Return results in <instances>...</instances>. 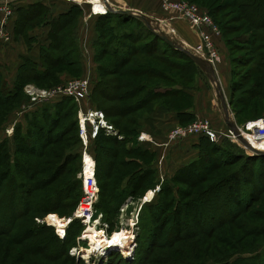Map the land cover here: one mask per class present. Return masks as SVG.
I'll return each instance as SVG.
<instances>
[{
    "label": "rangeland",
    "instance_id": "374dc122",
    "mask_svg": "<svg viewBox=\"0 0 264 264\" xmlns=\"http://www.w3.org/2000/svg\"><path fill=\"white\" fill-rule=\"evenodd\" d=\"M193 1L209 13V11L206 9V5L209 6L208 3L212 0ZM101 11L103 10L101 9ZM13 17L14 16H12V18ZM225 21L226 19L219 20L220 24L225 23ZM77 22L78 17L76 13V15L67 19L65 23L63 22V32H57L58 30H54L51 33L52 35L53 33H59L60 35V40H56L57 43L52 37V41H54V43H56L57 45V48H53L55 53H64L69 49L68 46H71L73 43H75L76 39L74 38L75 36L73 35V32H76L75 28L77 26ZM35 23L36 22H31L27 23V25L29 27H32L35 25ZM99 23L101 24V21L98 22L97 26L99 25ZM109 23V21L106 22V27L116 26L119 27L122 32L131 31L136 27L135 22H130L129 24H127L124 21L119 20L118 18L111 21L112 25H110ZM239 23L243 24V22ZM153 25L157 33H166L169 37L176 40L178 43L183 42L180 38H178L177 32L173 31L174 29L172 27L163 26L155 21H153ZM229 35L230 37H233L235 35L243 34L241 32H238L237 34L232 33ZM79 39L80 38H77L80 54L77 52L78 57H76V54H72V56L78 59L80 58V62L81 56H84V51L85 55L88 58L90 54V56H92V66L93 63L95 65L94 69L92 68V74H89L87 71L83 70L82 64L80 63L77 65H70L68 63H57V69L53 68L54 64H50V70L53 71L49 70L48 72L52 74L43 77V79L35 77L33 78L32 76L29 77V79L23 83L24 85L19 88L20 94L16 101L9 104L0 103V171L6 170L8 168V165L10 163L14 164L16 160L18 163L19 160L17 159V157L25 161L26 166L28 167L34 164L40 168V170L36 171L32 177H27L24 175V173H22L24 171H21L18 165L16 166L19 171V177L21 179L20 181L28 182L30 185H33V188L36 190L32 191V195L34 197H29V202L31 205L29 207L28 212L23 217L16 219V222H14L13 231L7 232L6 234H0V264H81V261L74 257V261H69L68 259H66L65 256H63L62 253L59 254L61 257L53 255L49 256L46 251H43V249L39 247V245L42 244L46 246H54V231L52 229V226L48 224V219H53L54 221H56L59 216L71 215L77 209L82 197L83 191L80 174L83 166L84 145L79 135V129H77V127L79 126L78 103H75L74 108L71 111V113L73 114L71 116L69 115L63 118L60 123V126L56 130L57 132H60L61 130H63L64 127H66L65 132H63L62 134V137L58 140H55L53 144L48 145L46 150L44 151L45 153L49 151H54L55 154H58L60 156H71V158L69 157L68 160H66L64 165L61 167V171H56L60 159L59 156V158H50L49 155L42 157L41 155L39 156L35 154H30L25 150L23 151L25 146H23L24 142L20 139V137L23 136L27 128V121L24 120L22 113L24 112L25 107H27L29 104H31V102H33L31 98V93H29L28 91L30 87L37 90H47L53 89L59 85H63L69 80L90 77L91 95H93V86L95 84H98L97 82H99L100 87L102 85L103 87H106V82H108L107 85L109 87H115V84L120 81H137V76H133L132 74H125L126 76H117L110 75L104 71V69L102 68L103 66H114L116 62L115 57L104 52V35L103 39L101 38L102 44H97L98 36L94 40L92 46V54L89 48H85L84 51L82 50L79 44ZM0 41L2 40L0 39ZM60 41H63L64 43L61 44ZM143 43L145 42H141V44ZM133 44L137 45L135 43ZM181 45L185 47L184 44ZM133 47L137 48V46ZM185 48L189 49L188 47ZM145 57L146 55H134L130 64H128L126 68L121 71H131L133 68H137V63L149 62V60H146ZM236 68V73L238 74L244 73L247 69L243 68V66L241 65H236ZM115 79H117V82L115 81ZM214 83L215 85L217 84L216 78ZM119 85L121 84L119 83ZM106 89L109 90L110 93L117 92V90L111 88ZM125 91L126 90L124 88H122L121 90L118 89V93H124ZM91 95L89 100L82 102V106L93 107L102 110L94 100H101V97H103L104 95H101L97 92V94L95 93L94 99ZM230 97L231 93L229 94V99ZM65 98L69 97L56 95L52 97L49 101L35 103L33 105H37L32 108L30 114H43V107L47 105L48 107H50L49 110L51 114H54L55 109L57 108V104L63 101ZM130 101L132 100H127L123 103L127 104ZM64 103H68V101L64 100ZM70 104L71 102L69 101V105ZM148 108L149 106L144 109V112L148 111ZM229 108L231 109V114L233 117L231 120L234 119L233 121H236V123L241 126H243L247 121H250L252 119L255 120L256 118L264 117V111L254 118H251L249 117L250 115L245 114L242 116L240 115V117H236V113L232 110L230 103ZM141 112L143 114V117L148 114L144 113L143 111ZM141 112H139L138 114L136 111L133 114H127L126 116H107L106 112H104L106 119L109 121L110 124L113 125L115 131L118 132L117 141L107 140L101 144L99 143V141L96 140V137L91 138L89 142L88 150L89 152H91V154L94 155L98 164V171L96 169V178L98 180L100 190L99 198L96 203V210H98L99 213H102V219L105 222H108V232H112L111 234H109L111 238H115L116 235L120 234V232H122L126 228H129V224L131 223V219L133 217V207L130 206L126 210L125 206L128 203V200L136 199L137 202H139V200L142 199L143 201L138 215H136V223L134 225V229L138 237L135 259L126 260L121 256V254L113 252L103 264H144L145 261H143V259L141 258L142 254L140 253L139 238L141 239L145 231V227L143 225H155L156 223L151 213V210L153 209L151 208V205L156 203L158 200L159 193L161 191V185L164 183L163 177L169 175V172L167 173L165 170V161L161 163L160 159L163 148L160 149V151H158L157 153L153 150H145L140 145L142 141L148 140L147 137L140 139L142 133L138 132L141 126L139 123V117L141 115ZM19 119L23 123L22 129L24 133L22 131L15 132V127L21 126V124L16 121ZM37 120L42 121L38 118ZM208 120L211 121L210 119ZM211 123L213 124L212 121ZM213 126L216 129L228 131L227 126L216 127L214 124ZM223 139H221L220 142ZM228 140V138L226 139V141L223 140V145H225V147H230L231 145H239L238 143L232 140H230L231 142ZM18 146L21 147L20 150ZM103 148H109V151L107 152V154H103V164L100 162L99 167L100 155H102L103 153ZM18 150L20 151V153L18 152ZM240 150L242 149L240 148ZM244 150L242 151L244 152ZM166 153H168V149ZM73 155H76V157H72ZM222 155L223 153L221 151L215 152V158L213 159H222ZM242 163L243 160H240L234 162L230 166H221L220 169L212 171V176L209 175L211 176L210 179H212L214 175H232L236 170H239V167L242 166ZM47 165H52L54 168H51V166ZM249 165V168L253 167L252 163H249ZM49 167L51 169H49ZM178 177L174 180L175 184L173 182L166 183L171 188L176 187L178 189L180 198H182L183 195L182 204H179L177 206V209L175 208L176 203L170 204V209L168 210L169 212L167 211L166 214L169 216H163L161 222V218L159 219V223H163V221L165 223V236H159L161 239L160 241L163 244L164 237H167V241L164 245L160 246L156 243V240L154 238V241L151 244V248L149 247L147 249V252L150 256L148 264H173L172 262L174 259H178L180 261L179 264H239L238 260L242 262L245 261V264H264V194L263 197H261L259 200L257 199V201L252 202L253 204L248 210V213L246 212L241 214L239 218L234 222H230V215H223L213 210L215 218L213 219L212 224L217 227L212 232V234H209V232H205L200 228V225H198V217L192 213V203L194 197L197 198V193H199V191H202V189L209 187L210 181H203L193 186L190 183L184 181L182 178L183 176H180L179 178ZM241 177H246L249 182H251L250 174H246L244 172L241 173ZM133 185L136 189L135 192H133L131 195L128 194L127 196H125L128 193V190L133 187ZM153 189H158L156 195L154 194L152 199L146 202V199L152 194V192L155 193ZM1 190L3 191L0 194V208L1 211H6L8 207V202H10V199H7L6 197V191H8V189L2 188ZM59 190L61 191V195L58 196V198L52 197V195H57V193L54 192H59ZM229 190L230 189L227 188V186L225 187V189L217 187L215 193H203L201 195L203 197L211 198V201L213 197L216 202L219 203V205H223L221 208L226 209L228 207V210L230 209L231 205V203H229L228 198ZM25 193L26 192H24L23 194ZM47 195H50L51 200L45 202V200L42 199H45V196ZM76 199H78L77 202ZM167 199H170V197L168 196ZM36 202H39V205L42 202L43 205L49 207V209L51 210L39 209L38 211H34L37 210L36 207L38 206L34 204ZM227 202L228 204H225ZM204 205L205 206L203 207L208 210L209 208L207 206L209 205H206L205 203ZM115 206L116 208L114 210ZM177 211L184 212L186 215L185 218L188 219L185 222L187 226V230L185 233L187 236L183 240H176L177 238H179V236L177 235V232L174 229L171 230L172 215L175 214V212ZM257 212H259L260 214ZM182 218L184 219V216ZM246 220H248V222L250 223L249 226L254 229L253 231L256 233L255 235L248 234V225L242 231H239L235 226L238 223ZM121 222L128 227L122 229L123 226ZM222 222L224 223L221 224ZM183 228L186 229V227ZM82 230L83 227H80L79 232L75 235L74 243H76L77 236L81 233ZM196 232L198 235H194ZM21 235H24L23 239L19 237ZM238 238L239 241L237 240ZM201 243L204 244L202 247L199 246V244ZM227 243H232L238 251L236 249L226 248L225 244ZM133 245H135V241ZM209 247L213 248L209 249ZM81 248H83V254L85 255L86 250L89 248ZM257 252H259L260 255L257 254ZM132 255L133 254L131 253L130 256ZM226 255L228 256V258ZM255 255H258V257H254ZM155 259H157V261L161 260L163 263H157V261L155 262Z\"/></svg>",
    "mask_w": 264,
    "mask_h": 264
},
{
    "label": "trees",
    "instance_id": "16d2710c",
    "mask_svg": "<svg viewBox=\"0 0 264 264\" xmlns=\"http://www.w3.org/2000/svg\"><path fill=\"white\" fill-rule=\"evenodd\" d=\"M190 1L194 2L193 0ZM208 5L209 6L206 5V9L209 11L210 15L219 26L229 50V61L232 71L231 97L229 99V103L232 107V110L235 111L236 117H240V115L242 116L244 114L250 115L249 117L251 118L257 117L261 112L264 111V0H212L209 1ZM79 12V8H72L69 13L62 17H65V20L60 21L59 18L57 27H55L54 30H58L57 32H60V30H62L64 27L63 22L65 23L67 19L76 15V13L78 17ZM117 18L127 24L130 22H135V29L122 32L120 28L116 26L106 27L107 21H109V24L112 25L111 21ZM220 19H226L225 23L220 24ZM99 21H101V24L99 23L97 26V44H102L101 38L103 39L104 35V52L116 58L114 66L108 65L102 67L104 71L110 75L126 76L125 74H132L133 76H137V81L117 82V79H115L117 82L115 87H109L107 85L108 82H106V87H103L102 84L100 87L99 82H97L98 84L94 83L95 85L93 86L92 92L93 95L91 96H93L92 98L94 99L95 93L97 94V92L101 95H104L101 97V100L95 99L94 101L104 112H106L107 116H126L127 114H133L136 111L139 114L141 111L144 112V109H146L148 106L149 110L144 113H149L155 104L169 107L176 106L180 104L178 101H181L182 99L177 101L172 100V98L177 97L174 86L179 84L187 89H192L194 88L195 76L198 73L204 72L203 69L185 52L169 46L157 32L153 31L145 24L143 20L136 16H125L108 11L106 14L99 17L98 22ZM239 22H243V24ZM238 32H241L243 35H235L233 37H230L229 35L232 33L237 34ZM73 35L76 39H74L75 43H73L71 46H68L69 49L64 53H55L53 48H57L56 43L58 40H60V35L59 33H53L52 37L55 41L57 40L56 43L52 41L50 48L42 49V65L44 69L38 70L37 66L33 62H25V64L21 67L19 82L16 83L13 90H11L0 77V103L9 104L16 101L20 94L19 88L24 85L23 83L27 81L29 77L32 76L33 78L35 77L43 79V77L52 74L48 72L50 70V64H54L53 68L55 69L58 68V65H56L57 63H68L70 65L79 64L80 58H76L78 57L77 52L80 54L76 32H73ZM60 42L61 44L64 43L63 41ZM141 42L145 43L141 44ZM133 43L137 45H134ZM133 46H137V48ZM72 54H76V57L72 56ZM134 55H146L145 59L149 60V62H139L137 63V68H133L131 71H121L126 68L128 64H130ZM236 65H241L243 68L247 69L244 73L238 74L236 73ZM119 83L121 85H119ZM106 88L117 90V92L110 93V91ZM122 88H124L126 91L124 93H118V89L121 90ZM168 99H171V101H167ZM184 99L187 100L185 103L187 105L192 101V96L186 93ZM64 100L68 101V103H64ZM64 100L57 104L54 114H51L49 110L50 107H48V105L43 107V114H29L26 119L27 128L25 133L22 129V125L15 127V132L22 131L24 133H22L23 136L20 137V139L24 142L23 146H25L23 151L25 150L30 154L39 156L41 155L42 157L48 155L50 158L60 157L56 171H61V167L69 157L71 158V156H60L55 154L54 151H49L46 153L44 151L48 145H51L53 142H55V140L60 139L63 132H65L66 127H64L60 132L56 131L60 126L62 119L73 114L71 111L74 108L75 102L73 99L69 98H65ZM127 100L132 101L124 104L123 102ZM69 101L71 102L70 105ZM142 117L143 114L141 112L139 119ZM37 118L42 121H38ZM189 122L182 124H187ZM77 129H79V126ZM201 137L203 139H201L199 144L200 155L198 160L179 169L171 179L164 180V183L161 185V191L159 193L157 202L151 205V208H153L151 213L156 223L155 225H143L145 227V231L141 239L139 238L140 253L142 254L141 258L143 261H145L144 264H148L150 259L147 249L149 247L151 248L154 238L156 243L160 246L164 245L167 241V237H164L163 244L160 241L161 239L159 236H165V223L164 221L163 223H159V219L161 218V222L163 216H169L166 214L170 209V204L176 203V209L179 204H182L183 195L182 198H180L178 189L176 187L171 188L166 182H173L175 184L174 180L178 176H183V180L193 186L203 181H210L209 187L199 191V193H197V198L194 197L192 203V213L198 217V225H200V228L205 232H209V234H212V232L217 227L212 224V221L215 218L213 210L223 215H230V222H234L241 214L249 212L248 210L253 204L252 202H255L257 199L259 200L261 197H263L264 156L250 155L245 153L246 151L239 145L225 147L223 142L226 141L227 138L223 139L224 141L222 140L221 142L213 143L206 136ZM96 140L101 144L107 140L117 141V135L106 134L105 131L100 130ZM239 147L244 150V152L240 150ZM20 149L21 147H19V150ZM19 150L18 152L20 153ZM108 151L109 148H103V153L100 155L99 167L100 162L102 163L103 161V154H107ZM218 151L223 153L221 156L222 159L215 160L213 158H215V152ZM72 157H76V155H73ZM17 159L19 160L18 163L16 160L14 164L10 163L6 170L0 171V194L3 191L1 190L2 188L8 189V191H6V197L7 199H10L6 211H1L0 208V234H6L7 232L13 231L14 222H16V219L23 217L28 212L31 205L29 202V197H34L32 195V191L36 190L33 188V185H30L28 182L20 181L21 179L19 177V171L16 166L18 165L21 171H24L22 173H24V175L27 177H32L36 171L40 170V168L34 164L28 167L26 166L25 161L19 157H17ZM240 160H243L242 166L239 167V170H236L232 175H214L213 178L210 179L212 176V171L220 169L221 166H230L234 162ZM249 163L253 164L252 168H249ZM47 166L54 168L52 165ZM51 168L49 167V169ZM244 172L251 175L252 183L249 182L246 177H241V173ZM226 186L230 189L228 198L231 205L230 209L228 210V207L226 209L221 208L223 205H219V203H217L213 197L211 201V198L203 197L201 195L203 193L213 194L216 192L217 187L225 189ZM135 190L136 189L133 185V187L128 190V193L125 196L128 194L131 195L133 192H135ZM24 192L26 193L23 194ZM54 193H57V195H52V197L58 198V196L61 195L60 190L59 192ZM168 196L170 199H167ZM42 200L48 202L51 200V197L50 195H47L45 196V199ZM77 201L78 199H76V202ZM204 203L209 205L207 206L209 208L208 210L203 207L205 206ZM34 204L38 205L36 207L37 210L34 211H38L39 209L51 210L49 207L43 205L42 202L40 205L39 202ZM225 204H228V202ZM115 208L116 206L114 207V210ZM183 216L184 219L182 218ZM185 216V213L182 211H177L172 215L171 230L174 229L179 236V238L176 240H183L187 236L185 233L187 230L185 222L188 219L185 218ZM223 223L224 222L221 224ZM247 225L248 234L255 235L256 233L253 231L254 229L249 226L250 223L248 220L242 221L235 226L239 231H242ZM80 227H83L81 222L78 220L74 221L68 228L65 239L59 238L52 227L54 231V246H46L42 244L39 245V247H41L43 251H46L49 256H60L59 254L62 253L66 259L69 261H74L73 256L71 257L69 254V249L75 244V235L79 232ZM183 227H186V229ZM194 235H198L197 232ZM19 237L23 239L24 235ZM237 240L239 241V238ZM201 244H199V246L202 247L204 244ZM225 247L236 249L232 243L225 244ZM210 248L212 249L213 247H209V249ZM257 254L260 255L259 252H257ZM254 257H258V255H255ZM156 261L157 259H155V262ZM238 261L239 264H245V261ZM157 263L163 262L159 260ZM172 263L179 264L180 261L178 259H174ZM81 264L85 263L81 261Z\"/></svg>",
    "mask_w": 264,
    "mask_h": 264
},
{
    "label": "crops",
    "instance_id": "0c3cea01",
    "mask_svg": "<svg viewBox=\"0 0 264 264\" xmlns=\"http://www.w3.org/2000/svg\"><path fill=\"white\" fill-rule=\"evenodd\" d=\"M72 8L80 9L75 28L76 37L80 38L79 44L82 50L89 48L91 54L93 42L98 36L97 24L99 17L108 11L114 13L122 9L138 11L151 18L152 27L154 26L153 21L166 27H172L173 31L177 32L178 38L183 41L181 44H184L185 47H188L199 56L201 55L196 52V46L202 43V32L209 35L219 55L218 60L213 65L215 78L218 85L221 86L226 101L229 103L232 71L228 46L220 28L219 33L213 31L207 25H203L201 30L194 29L188 21L180 18L176 13L165 12L161 7L160 0H104V3L101 0H79V2L67 0H22L14 17L8 23L11 40L7 42L0 41V77L11 90L19 82L21 67L25 62L31 61L37 66L38 70L44 69L42 65V49L51 47V33L57 27L59 18L60 21L65 20V17H62L69 13ZM31 22L36 23L34 26L29 27L27 23ZM63 31L64 29L62 28L60 32ZM153 31L157 32L154 27ZM91 57L89 54L88 58L84 51V56H81L80 61L82 69L89 74L93 73L92 68L94 69L95 66L94 63L92 66ZM203 71V73H198L195 76L194 88L187 89L179 84L174 86L177 97L172 98V100L182 99L178 101L180 104L176 105L177 107L155 104L147 115L140 118L139 123L141 126L138 132L144 134L148 139L140 143L141 147L157 153L163 148L160 159L161 163L165 161V170L167 173L169 172V175L163 177L164 180L171 179L179 169L198 160L200 155L199 144L201 139H203L200 135H192L166 144L168 141L167 135L171 128L198 118H208L216 127H228L225 122L222 101L217 94V84L215 85L204 69ZM186 93L192 96V101L187 105L185 104L187 100L184 99ZM167 101H171V99ZM36 105L24 110L22 115L25 121L32 108ZM16 121L23 128L22 121L20 119ZM167 149L168 153H166Z\"/></svg>",
    "mask_w": 264,
    "mask_h": 264
},
{
    "label": "built area",
    "instance_id": "2783aa9c",
    "mask_svg": "<svg viewBox=\"0 0 264 264\" xmlns=\"http://www.w3.org/2000/svg\"><path fill=\"white\" fill-rule=\"evenodd\" d=\"M67 1L79 2V0ZM101 1L104 3V0ZM21 2L22 0H0V39L4 42L11 40L8 23L12 16L15 15L17 7ZM160 3L165 12L176 13L180 18L188 21L194 29L201 30L203 25H207L211 27L213 31L217 33L220 32L213 17L195 2L190 0H160ZM196 52L208 60L212 65H214L219 58L211 37L203 32L202 43L196 46ZM28 91L31 93L33 102L25 107V110L31 107L34 103L49 101L56 95L72 98L76 101L75 103H78L79 105V135L84 145L83 166L80 174L83 191L82 197L77 209L71 215L59 216L56 221L48 219V224L54 228L55 233L59 238L65 239L70 225L76 220L81 222L83 230L77 236L76 243L69 249V254L74 258L83 261L85 264H103L113 252L121 254L126 260H134L137 247L136 232L132 257H127L121 251H117L114 248H110L109 250H103L100 248V251H94L88 257H85L81 252V247L90 248V238L88 237L87 230L91 225H94L95 222H98V227L105 230L107 234L112 233L108 232L109 224L102 219L103 214L96 210L100 188L96 178L97 162L94 155L88 150L89 142L91 138H96L98 136L100 130L105 131L106 134H118L113 125L106 119L103 110L82 106V102L89 100L91 95L90 77L69 80L63 85H59L53 89L37 90L30 87ZM238 129L244 136L248 145H245L229 126L228 131L216 129L208 119L198 118L187 124H178L171 128L167 135L168 141L166 144H169L176 139H183L192 135H200L206 136L214 143L220 142L223 138H228L229 140L238 143L251 155H255V152L251 147L259 151H264V117L247 121L243 126L238 125ZM245 133H247L248 136H251L252 139L246 137ZM145 137L146 136L142 134L140 139ZM87 158L88 163L86 165L85 161ZM157 190L158 189H155V193Z\"/></svg>",
    "mask_w": 264,
    "mask_h": 264
},
{
    "label": "bare ground",
    "instance_id": "6f19581e",
    "mask_svg": "<svg viewBox=\"0 0 264 264\" xmlns=\"http://www.w3.org/2000/svg\"><path fill=\"white\" fill-rule=\"evenodd\" d=\"M99 12L101 11L99 10ZM179 44L181 43L179 42ZM245 134H246V137H249L252 139V137L248 136L247 133ZM87 161H88V158L85 161L86 165L88 163ZM153 190L155 191V189ZM154 194L156 195V193L152 192V194L146 199V202L150 201V199H152ZM142 203H143L142 199H140L139 202H137L136 199L128 200V203L125 206L126 210L130 206L133 207L132 208L133 217L131 219V223L129 224V228H126L128 226H126L125 224L121 222L123 226L122 229H125V228L126 229L120 232V234L116 235L115 238H111L110 235L105 232V230L100 229L98 227V222H95L94 225H91L89 229L87 230L88 237L90 238V248L86 250L85 257L90 256V254L94 251H100V248L103 250H109L110 248H114L117 251H122L124 255L127 257H129L131 253L133 254V247H134L133 244L136 238L134 225L136 223V215H138V212L141 208ZM50 220L54 221L53 219H50ZM81 252L82 253L84 252L83 248H81Z\"/></svg>",
    "mask_w": 264,
    "mask_h": 264
},
{
    "label": "water",
    "instance_id": "95a60500",
    "mask_svg": "<svg viewBox=\"0 0 264 264\" xmlns=\"http://www.w3.org/2000/svg\"><path fill=\"white\" fill-rule=\"evenodd\" d=\"M106 13H104V14H106ZM115 13L120 14V15H125V16H136V17L140 18L141 20H143L145 22V24L153 30V27H152L150 19L145 14H143L141 12L133 11V10H129V9H122V10H117ZM158 34L161 36V38L169 46L174 47L176 49H179V50L185 52L200 67H202L206 71V73H208L210 75L212 80L215 81V77H216L215 76V69H214L213 65L208 60H206L203 57L197 55L196 53L192 52L191 50L185 48L184 46L179 44L176 40H174L171 37H169L166 33H162L161 32V33H158ZM217 94H218L219 98L222 101L223 109H224V112H225V122H226V124L241 139V141L245 145H248V143L246 142L244 136L242 135V133L238 129V125H237L236 121H233L234 119L231 120L232 117H231V112H230V108H229V103L226 101V98H225L224 94L222 93L221 86L218 85V83H217ZM251 149L255 152V155L264 156V151H259V150H256V149L252 148V147H251Z\"/></svg>",
    "mask_w": 264,
    "mask_h": 264
}]
</instances>
